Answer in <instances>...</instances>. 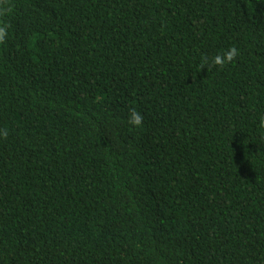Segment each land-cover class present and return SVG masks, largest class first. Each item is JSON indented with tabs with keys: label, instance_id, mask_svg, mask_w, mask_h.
Masks as SVG:
<instances>
[{
	"label": "trees",
	"instance_id": "trees-1",
	"mask_svg": "<svg viewBox=\"0 0 264 264\" xmlns=\"http://www.w3.org/2000/svg\"><path fill=\"white\" fill-rule=\"evenodd\" d=\"M0 24V264H264V0H0Z\"/></svg>",
	"mask_w": 264,
	"mask_h": 264
},
{
	"label": "clouds",
	"instance_id": "clouds-1",
	"mask_svg": "<svg viewBox=\"0 0 264 264\" xmlns=\"http://www.w3.org/2000/svg\"><path fill=\"white\" fill-rule=\"evenodd\" d=\"M6 36H7L6 27L0 24V43H2L5 40ZM237 55L238 52L236 48H228L223 52H221L220 54L213 56L211 58V61L205 59L204 64L217 66V67H224L232 63ZM127 123L129 124V126L134 128L142 127V123H143L142 114L138 111L130 110L128 113ZM260 128L264 129V117L260 119Z\"/></svg>",
	"mask_w": 264,
	"mask_h": 264
}]
</instances>
